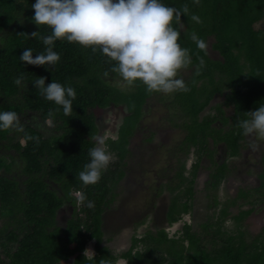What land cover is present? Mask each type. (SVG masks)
I'll return each mask as SVG.
<instances>
[{"label":"trees","instance_id":"obj_1","mask_svg":"<svg viewBox=\"0 0 264 264\" xmlns=\"http://www.w3.org/2000/svg\"><path fill=\"white\" fill-rule=\"evenodd\" d=\"M32 2L34 0H0V110L16 111L23 119L30 116L27 124H23V132L0 130V214L8 218L10 225L18 223L23 234L21 238L14 232L12 235L7 234L9 240L18 241V246L15 252L7 255L6 262L0 259V264H57L61 259L81 252L87 240L93 237L100 240V217L109 204L106 196L118 185V179H111L102 173L95 185H84L79 180L78 173L90 159L88 150L96 145L93 138L98 134V127L93 109L121 103L128 104L131 112L130 106L136 108L131 100H118L125 92L116 90L105 80L118 72L114 70L115 62L109 60L99 49L93 52L90 48L75 43L56 40L54 50L60 54L61 59L55 66L49 67V70L45 68L48 66L27 65L19 60L23 48L33 49V55L42 52L46 46L40 37L50 34V29L46 26L40 28L32 21ZM163 2L181 10L184 7L188 9L181 16V22L174 24L181 34L179 42L190 50L192 63L196 67L192 79L186 84L188 91H180L178 95L188 112L184 113L183 108L175 106L176 95H167L165 98L177 113L190 118L189 127L192 132L187 140L200 152L206 148L208 134L202 130L206 124L200 123L197 116L211 97L204 96L206 90L203 85L210 83L216 86L220 81H233L234 89H229V92L233 94L236 107L243 112H247L249 108L255 109L260 102H264V28H256L264 20V0ZM193 13L199 15L203 22L197 24L192 21L190 17ZM39 31L36 37H30L32 32ZM193 32L206 42L205 49L197 48L191 39ZM210 38L214 40L212 49L218 51L220 59H214L209 54L207 47ZM224 69H229L228 76ZM217 74L220 79L216 77ZM18 75L23 77V84L26 85L23 88L13 82ZM41 76L46 78V85L56 80L75 89L72 113L64 114L60 106L46 100L40 89L33 86L32 82ZM199 80H205L201 87L197 85ZM196 91H200L197 96ZM217 91L219 90L214 88L211 95ZM151 93H146L140 99V106L136 108L140 113L124 118V124L117 134L118 139L108 137L105 140L106 147L111 145L109 149L116 150L120 160L127 155L128 139L133 130L141 126L140 109ZM33 115L40 119L39 124H35ZM48 120H52L53 130L55 125L62 123L56 128L65 132L44 138L40 129ZM24 165L25 169L22 170ZM11 172L15 173L12 177L6 176ZM23 177L27 179L22 181ZM35 177L39 180L34 179ZM119 177H124V171L120 172ZM51 182L58 183V189L54 190L55 186ZM73 192H80L85 198L81 199L85 204L82 211L91 214L93 223L86 224L82 229L80 216H74L70 219L69 229L61 235L56 229L55 221L56 212L62 206L59 195L76 203ZM88 200L94 202V207H87ZM5 207H11L14 215L5 216ZM51 227H55V230H50ZM89 232L91 234H87ZM185 236L191 238V246H198V240L194 241L196 234L187 230ZM163 240L167 242L166 237ZM74 242L77 245L72 247ZM168 248L169 252L174 253L178 247L173 242ZM254 248V245L247 243L238 247L229 246L224 249L226 251L222 256L217 251L215 257L208 259L209 255L206 254L207 262L222 259L227 264H264V246H260L257 251ZM149 252L153 253L151 249ZM105 254L107 255L106 251ZM191 259V264H203L192 262ZM203 262L206 264L204 260ZM73 264L105 262L86 261L79 255Z\"/></svg>","mask_w":264,"mask_h":264},{"label":"flooded vegetation","instance_id":"obj_2","mask_svg":"<svg viewBox=\"0 0 264 264\" xmlns=\"http://www.w3.org/2000/svg\"><path fill=\"white\" fill-rule=\"evenodd\" d=\"M207 49L212 58L213 53L218 54V51L212 49V45L210 50L209 46ZM154 94L152 92L150 97ZM228 95H231L229 89L213 93L204 109L197 116L200 123H205L208 128L210 127L205 131L208 134L206 148L200 152L187 140L191 133L190 118L185 116L186 121L176 112L173 105L167 104L170 109L168 116L171 117L174 113L185 122L186 134L177 146L180 144L187 146L180 149V152L185 153V157L180 158L181 162H186H184L185 165L181 166L178 160L175 162V158H172L174 161L171 166L174 169L169 173L165 172L166 170L164 171L163 168L150 170L149 167L142 165L148 153L154 152L153 147L156 144H164V137L167 134L163 135L164 132H161L159 128L148 130L149 135L143 140V138H136L137 132L142 127H136L128 139V152L123 160L118 158L116 150L112 149L113 151H111L108 147L109 153L115 154L114 163L116 164L110 165L114 170L106 168L103 175L106 176L109 171L113 172L112 177L109 176L112 179L115 178V174L118 185L111 189L106 196V202L109 204L104 208L100 217V240L98 241L96 237L87 240L81 252L63 258L57 264H73L79 255H82L86 261L101 260L105 264H189L191 258L192 262L203 264V260L206 264H227L222 259H214L211 263L207 261L215 257L217 251L222 256L226 251L224 249L229 246L238 247L247 243L250 246L254 245L255 251L260 246H264V140L242 134L238 120L245 118L246 111L238 109L232 101L233 99H229L230 104H227ZM126 105L128 106V104ZM116 108L121 109L125 115L126 111L121 104L93 109L98 127V134L93 138L96 142L94 146H97V137H102L105 141L104 135L106 134H112L114 140L118 139L120 125L112 127L113 122L107 123L104 120L102 123L100 122L107 112L111 113L110 119L113 121L116 114L113 111ZM251 110L254 108H249L247 112ZM143 112L142 120L146 116L144 109ZM132 114L128 108L126 116ZM122 124H124V120ZM176 126L178 128L179 125ZM231 132L235 133L236 138H226ZM156 135L160 142L157 141L153 145ZM253 143L258 147L253 149ZM171 153L174 152L171 151ZM190 155L191 158H188ZM189 159L191 162L187 164ZM121 166L124 171L123 178L119 177ZM140 169L144 175L140 174L141 177H138L137 171ZM220 176L222 177L220 178ZM26 179L23 177L22 181ZM134 180L145 182L142 184L143 193L140 202L137 203L135 199L136 205L142 211L138 212L135 221L130 223L133 231L129 232V235L124 239L121 228L125 226L122 222L116 226L113 217L117 211L124 209L128 186L132 187ZM153 181H156L154 186L156 191L151 195V202L145 203L143 202L147 196L145 190L148 188L153 190L150 185ZM53 184L58 189V183ZM74 193H78L82 197L80 192ZM59 197L62 199V206L56 212L55 221L56 229L61 235H64L65 231L69 229L70 219H73L74 216H80L82 229L86 224L93 223L90 218L91 214L82 211L84 208L78 206L76 197V203L62 194ZM172 207H174L173 210ZM86 210L89 211L87 208ZM170 212L175 213L172 214L171 219L169 218ZM83 215L85 217L82 218ZM11 226L8 233H6V224L0 227V235L4 238H0V259L4 261L8 260L7 255L12 248L10 247L11 242L17 241L9 240L6 234L10 235L13 232L16 233L17 230L21 231L18 223H13ZM189 229L193 230L190 233L196 234L194 241L198 240L196 244L198 246H191V238L185 236ZM50 230H55V227H51ZM170 232H174L173 235ZM149 235L166 237L168 242L164 240L166 248L154 252L155 244L151 238H148ZM173 242L178 248L176 252L171 253L168 246ZM76 245L77 243L74 242L72 247ZM218 245L220 248H217ZM196 247L199 249L198 256L193 253ZM150 249L153 253L149 252ZM206 254L209 255V258Z\"/></svg>","mask_w":264,"mask_h":264},{"label":"clouds","instance_id":"obj_3","mask_svg":"<svg viewBox=\"0 0 264 264\" xmlns=\"http://www.w3.org/2000/svg\"><path fill=\"white\" fill-rule=\"evenodd\" d=\"M32 21L41 28L46 26L50 34L41 36L46 46L33 55V49L23 48L19 60L27 65L55 66L61 59L54 50L56 40L75 43L93 52L99 51L114 61V70L128 85L141 83L149 92L174 93L188 91L179 73L192 63L190 50L181 45V34L174 26L188 12L167 5L163 0H34ZM190 19L202 23L193 13ZM39 32H32L36 37ZM191 39L197 48L205 49L206 42L193 32ZM203 61H201V64ZM41 76L33 81L44 98L62 108L64 114L73 111L76 91L72 86L52 80L46 85ZM14 84L25 87L22 75L14 78ZM238 120L245 136L264 140V102ZM0 130L23 132L20 116L13 110H0ZM31 137H29L30 139ZM253 149L258 145L253 143ZM89 161L78 173L84 185H95L112 159L105 141L97 137V146L88 150ZM81 199H85L81 197ZM87 207L94 202L87 201Z\"/></svg>","mask_w":264,"mask_h":264},{"label":"rangeland","instance_id":"obj_4","mask_svg":"<svg viewBox=\"0 0 264 264\" xmlns=\"http://www.w3.org/2000/svg\"><path fill=\"white\" fill-rule=\"evenodd\" d=\"M183 27H185V26H183ZM256 28H261V29L264 28V20L262 22L258 23L256 25ZM213 42H214L213 38H210L209 42H208L209 50H210V46L213 44ZM212 55H213L214 59H220L218 54L213 53ZM195 68H196L195 64L192 63L191 65H189V67L187 69H183L179 73V76H180V78L183 79L185 85L189 82V80L192 79V76L194 75ZM225 69H224V72L228 76V74H229L228 70L229 69L228 70H225ZM216 77L218 79H220V75L219 74H217ZM105 80L109 81V85L114 86L116 90L125 92V94L118 100H121L122 102L125 101V100H131L133 102V104L136 106V108L140 106V104H139L140 99L146 93L149 92V91H147L145 89V86L143 84H141V83H136L134 85L126 84L125 82L122 81V79L119 76V74L114 75V76H109V77L105 78ZM203 81H205V80H199L197 85L199 87H201ZM232 82L233 81H220V83H216V86H212L210 83H206L205 85H203V89L205 88L206 91H204V92L206 94L204 93L205 95L204 94L203 95L206 98L208 96L209 97L212 96L213 94L211 95V93H212V90L214 88H217L219 91L220 90H224V89L225 90L226 89H234V85L232 84ZM244 82L247 83L248 81H244ZM236 83L238 84L239 82L237 81ZM179 92L180 91H177V92H174V93H168V94L160 93V92H154L155 94L152 95L147 100V102H145L146 104L144 103L142 108L140 109L142 111V113H141L142 116H143V109L145 111V115L146 116L140 122L141 123V127L142 128L144 127V129L141 128L137 132V137L136 138H138V139L143 138V140H144L149 135V131L148 130H151L153 128H159V130L161 132H164L163 135L167 134V136L164 137V144L163 145H160V144H156L155 145V143H157V141L160 142V139H158L157 135L154 136V140H155L153 142V145H155L153 147L154 152L150 151L148 153V155L146 156L145 161L142 163V165L144 167H149L150 170L151 169L155 170V169H158V168H160V169L163 168L164 171L166 170L165 172H168V173H169V171L170 172L173 171L174 167L171 166V163L174 160H172V158L173 159L175 158V162H176V160H178L179 161L178 163H180L181 166L185 165V163H186L185 161H184L185 163L180 161L181 157H185V153L180 152V149L186 148L187 146L184 145V144H180V145L177 146V144L181 141L182 137L186 134L185 122H184V120L182 121L174 113L171 115V117L168 116V113L170 112V109L168 108V105H169L170 101H168V99L165 98V97H167V95H176L177 103H175V106L179 105L181 108H183L184 113H187L188 110L186 109L185 105L183 104L182 98H180L178 96ZM196 92H197L196 96L198 94H200V91H196ZM229 99H233V94L232 93H231V95H228L227 104H230V100ZM126 102H128V101H126ZM121 105H122V107H124V109H125V111L127 113L128 112V106L125 103H121ZM131 105H132V103H131ZM130 108L132 109V113L133 114H135L137 112L140 113L139 111H136V108L133 105L130 106ZM113 112L116 113L115 117L113 116L114 117L113 121H112V119H110L111 113L107 112L101 118L100 122L102 123V120H104V122H107V123H112L113 122L114 125L112 127L117 126V125L122 126V121L124 120V118L126 116V113L124 115V112H122V110L119 109V108H116V110H114ZM29 117L30 116L28 115V116L25 117V119L20 118L22 124H27V119ZM33 117H34V115L32 116V119H33ZM35 119H36L35 124H39V122H41L39 118H35ZM184 119L187 121L186 118H184ZM52 124H53L52 120H48L45 124L41 125V129L43 131L41 129H40V131L44 134L43 135L44 138H49L52 135L54 136V134L58 135V134H63L65 132V130H57V128H56L58 125H63L62 123L55 125V130H53ZM176 125H179L178 128H177ZM145 128H147V129H145ZM209 128H208V126L204 125V127H202V130L206 131ZM194 130H196L195 127H194ZM108 137H114V136L112 134L104 135L105 139H107ZM226 138H231V139L236 138L235 133L234 132L233 133L232 132L229 133ZM110 146H109V148H110ZM137 148L139 149L140 145L137 146ZM171 151L174 152V153H171ZM110 154H111L112 159H111L110 164L107 167V169L109 168V170H114V168L112 169L110 165L114 166L116 164V163H114L115 162V158H114L115 154L114 153H110ZM170 156H172V157L169 158ZM188 158H191V155ZM134 160H135V155H134V158H133V162H134ZM189 162H191V159L188 160L187 164H189ZM24 169H25V165L23 166L22 170H24ZM119 169L122 171V169H123L122 166ZM3 170H4V168H3ZM104 171H106V170H104ZM137 172L139 174L138 177H141V175H144L143 171H141V169H140V171H137ZM14 174H13V172H11V173L7 174L6 176L12 177ZM112 174H113V172L111 173L110 171L107 173V175L108 176L110 175L111 177H112ZM114 177L116 178L117 176L114 174ZM221 177L222 176H220V178ZM34 179L39 180L36 177ZM144 183L145 182H143L142 180L141 181L140 180H134V183H133L134 185L132 187L128 186L127 198H125V203L123 205L124 209H122L121 211H117V213H115V217H113L115 219V225L116 226H118L120 222H122L123 225L125 226L124 228H121L122 231H123L124 239L129 235V232L131 233V231H133L131 229L132 226H130V223H133L135 221L136 214L138 212L141 213V211H142V209H139V206L136 205L135 199L137 200V203L140 202V200H141L140 197H141V195L143 193L142 184H144ZM150 185H152L151 187H153V190L151 188H148V189L145 190V191H147L146 199L144 198V201H143L145 203H150L151 202L150 201V199H152L151 195L156 191V189L154 187L156 185V181H153ZM56 189L57 188L55 186L54 190H56ZM72 195H74L78 199V206L81 207V208H85V204H83V202L81 201L80 194L73 192ZM147 205H149V204H147ZM173 208L174 207H172V210H173ZM3 209L5 211H7L6 213H8V214L4 213L5 216L14 215L13 214V210L11 209V207H5ZM172 210H169V211H172ZM61 214H64V213L61 212ZM172 214H175V213L170 212V214H169V218L170 219L172 218ZM20 215L21 214L19 213L18 216H20ZM158 216L161 217L160 215H158ZM83 217H85V215H83L82 218ZM4 224L7 225L6 233H8L12 226L10 225L8 218H5L2 214H0V227H2ZM21 231L17 230V232H16L17 234H19L20 238L23 237V234L21 233ZM188 231H193V230L189 229ZM173 233L170 232V234H172V235H173ZM195 233L198 234V232H195ZM133 234L131 235V237L133 236ZM0 238L4 239L3 237H1V235H0ZM148 238H151L153 240V242L155 244L154 245V251L155 252L166 248V244H165V242L163 240L162 235H158V236L149 235ZM11 244L12 245H10V247H12V248H11L10 252L13 253V252H15L17 250L18 241L11 242ZM217 248H220V246L218 245ZM193 253L196 256L199 255L198 247L194 248Z\"/></svg>","mask_w":264,"mask_h":264}]
</instances>
